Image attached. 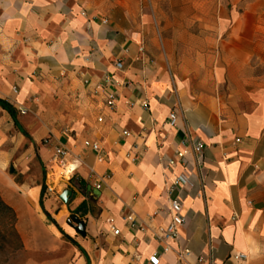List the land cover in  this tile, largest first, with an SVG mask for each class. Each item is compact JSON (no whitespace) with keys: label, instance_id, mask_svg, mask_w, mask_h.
Here are the masks:
<instances>
[{"label":"crops","instance_id":"1","mask_svg":"<svg viewBox=\"0 0 264 264\" xmlns=\"http://www.w3.org/2000/svg\"><path fill=\"white\" fill-rule=\"evenodd\" d=\"M228 3L0 0V99L15 112L0 106V197L15 215L27 255L21 264H264V0ZM148 13L162 44L196 43L191 31L204 28L201 43L218 45L214 71L225 81L226 102L181 91L157 53L152 59L138 52L126 29L150 27ZM164 13L174 21L187 13L186 27L172 26L170 34ZM109 95L115 108L105 105ZM59 107L74 110L64 130L51 126ZM20 108L36 151L13 158L4 147L5 121L8 113L18 125ZM84 109L89 118L80 122L76 114ZM83 139L97 141L104 158L84 148ZM181 142L202 148L189 150L184 164L165 166ZM56 143L78 162L66 182L71 196L58 207L42 192L44 177L32 157L44 163ZM180 171L191 185L174 184ZM171 198L184 221L162 252L154 232L170 220ZM69 213L83 222L84 235L63 224Z\"/></svg>","mask_w":264,"mask_h":264},{"label":"rangeland","instance_id":"2","mask_svg":"<svg viewBox=\"0 0 264 264\" xmlns=\"http://www.w3.org/2000/svg\"><path fill=\"white\" fill-rule=\"evenodd\" d=\"M217 2L229 5L228 0H217ZM172 15L173 13H164V19L161 20V22L168 26L167 29L170 34L173 32L172 26H174V32H179L178 25H184L186 27L188 16L187 13H176V20L174 21ZM148 23L150 27H138L126 29V31L129 30L133 39L138 42L137 46H139L138 52L140 54L146 52L152 59L155 58L156 53L160 56L163 68L176 88L191 93L194 97L205 98L207 96H213L216 100H221V102H226V100L229 99V93L225 90V81L219 80L215 76L214 63L218 45L216 43H201L204 39V28L197 26L195 30L191 31L197 36L198 42L196 43L162 44L153 13H148ZM212 57L214 59H212ZM238 96L240 97V99L238 98L239 101L242 96ZM232 97H235V94H232ZM34 110L41 112V114L45 112L51 114L52 110L57 111L52 115V119H55V121L51 124L56 130L68 128L70 126L68 125V121H73L74 119V110L66 107L53 108L52 110L35 108ZM5 113L7 112L5 111ZM6 115H8L9 118L5 121V149L12 153L13 158L19 157L25 153H27V156L32 155L36 151V147L30 145L31 139L29 134L21 125V120H23V117L27 114L18 113L16 115L19 117L18 121H20L18 125L13 123L8 113ZM70 115L72 116L69 117ZM76 117H79L80 122H84L85 118H89L88 111L85 109L81 110L76 114ZM49 138V134H46L40 139V144L47 143ZM28 149L29 151H27ZM32 157L36 159V163L41 167L44 181L47 175L49 181L53 179L50 175L51 170L61 171L60 169L70 163L77 164V162H75V156L73 155H66L65 159L59 162L58 160H54L53 153L51 152L44 163L39 161L36 156L33 155ZM66 182L67 177H63L61 171L57 180L51 185L53 190L50 192L45 191L46 194H48L47 196H50L57 204L56 207L65 204L59 199L58 194L61 193L63 189L69 188ZM64 214H67L65 209ZM73 215L74 214L69 213L67 217ZM47 221H51L49 216L47 217ZM4 222V220L0 221V264H21V261L24 260L27 255L22 251L20 240L9 230L4 228ZM63 224L67 223L63 221Z\"/></svg>","mask_w":264,"mask_h":264},{"label":"built area","instance_id":"3","mask_svg":"<svg viewBox=\"0 0 264 264\" xmlns=\"http://www.w3.org/2000/svg\"><path fill=\"white\" fill-rule=\"evenodd\" d=\"M121 66H122V64L120 61H117L115 63L116 69H120ZM109 79H110L109 76L105 77V81H109ZM11 91L13 93H16L17 87L13 86L11 88ZM105 105L111 109L115 108L116 107V101L112 96L109 95L105 100ZM19 111H20V113H24L25 110L23 108H20ZM176 116H177V113L174 109L168 113L167 119L171 125L175 124ZM97 121H102V117L99 116L97 118ZM122 134L124 136H129L130 132L127 131L126 129H124L122 131ZM236 140L238 141L239 139L237 138ZM82 145L84 148L89 149L91 151H94L97 154V157L99 159L104 158L103 151H102V149H101V147L97 141H93V140H89V139H83ZM201 148H202V145L200 143H195L194 145L189 146L187 144H184V142H181L180 147L175 151L174 155L170 156L166 159L165 166L169 167V166H173L176 164H184L185 163V156L189 150L192 149L193 151H200ZM67 152H68V150L62 144L56 143L53 146L54 160H56V161L58 160L59 162H62L63 159H65ZM75 162H77L76 158H75ZM75 165L76 166L74 167V169H72V171H70L69 173H67V174L62 173L63 177H65V176L67 177V180L75 172L77 165H78V162ZM53 182H54L53 179H51V181L48 180V175H47L46 179L44 181V187H45V190L47 192H50L53 190V187H51ZM173 182H174V184L178 183V184H182V185H184V184L191 185L192 184L191 179L189 178V176L184 171L178 172L174 176ZM168 211L170 213V220L166 224L158 226L154 232V236L157 239V241L163 245L162 252H165L166 250H168V248L170 247L168 240L174 239L176 237V235L178 233V229L183 224V221H184V217L182 215V210H181V205L177 201L176 198L170 199V201L168 203ZM126 218L129 220L132 219V217L130 215H127ZM117 232H118V229L114 228L113 233L117 234ZM183 252L187 253L188 250L184 249ZM181 256H182V254H179V258H181ZM243 256H244L243 254L239 255V257H243ZM149 260L152 263H156L159 260L158 252H153L149 257ZM178 261H180V259H178Z\"/></svg>","mask_w":264,"mask_h":264},{"label":"trees","instance_id":"4","mask_svg":"<svg viewBox=\"0 0 264 264\" xmlns=\"http://www.w3.org/2000/svg\"><path fill=\"white\" fill-rule=\"evenodd\" d=\"M0 106L7 110L9 114L15 117L14 109L4 100L0 99ZM44 186H42V192L44 191ZM5 221L3 226L6 230H9L13 235H15L18 239L19 236L14 227L15 215L10 206H8L0 197V221ZM20 240V239H19Z\"/></svg>","mask_w":264,"mask_h":264},{"label":"water","instance_id":"5","mask_svg":"<svg viewBox=\"0 0 264 264\" xmlns=\"http://www.w3.org/2000/svg\"><path fill=\"white\" fill-rule=\"evenodd\" d=\"M71 193V189L65 188L61 193L58 194V197L63 203L66 204L69 200V197L71 196ZM66 223L72 226L77 233L81 235L85 234L84 224L78 219L77 216L73 215L71 217H68L66 219Z\"/></svg>","mask_w":264,"mask_h":264},{"label":"bare ground","instance_id":"6","mask_svg":"<svg viewBox=\"0 0 264 264\" xmlns=\"http://www.w3.org/2000/svg\"><path fill=\"white\" fill-rule=\"evenodd\" d=\"M75 166H76V165H75L74 163H70V164L64 166V168H62V169H60V170L62 171L63 174H67V173H69L70 171H72V169H74ZM61 171H56V170H55V171H54V170H51V171H50V175L52 176L54 182L57 180V177L59 176V173H60ZM58 172H59V173H58ZM62 214H63L62 212H59V213H58V216H59V217H62Z\"/></svg>","mask_w":264,"mask_h":264}]
</instances>
